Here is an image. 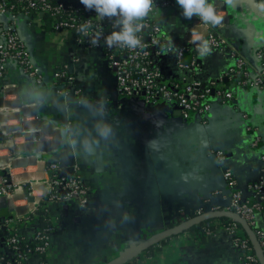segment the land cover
Listing matches in <instances>:
<instances>
[{"label": "crops", "instance_id": "0c3cea01", "mask_svg": "<svg viewBox=\"0 0 264 264\" xmlns=\"http://www.w3.org/2000/svg\"><path fill=\"white\" fill-rule=\"evenodd\" d=\"M210 2L222 16L215 27L195 16L184 18L177 3L154 14L167 45L171 42V49L154 56L164 80L171 83L186 75L211 92L215 88L233 93V98L221 101L215 92L209 98L212 109L203 116L195 112L189 119L174 102L119 93L103 49L79 43L70 30L53 31L36 20L17 19L16 29L44 79L39 83L16 64L8 67L6 79H0V171H9V176L0 174V185L11 188L10 196L0 197V211L10 215L0 223V230L7 225L21 238L33 234L36 219L27 216L53 175L51 162L60 165V174L77 175L87 194L85 203L76 198L49 202L53 228L48 264H106L134 240L199 210L228 209L232 187L225 177L227 170L244 198L256 193L254 185L264 181V134H253L264 132V95L238 84L233 69L236 55L247 61L249 77L261 67L264 0ZM193 29L205 38L214 33L224 43L212 47L206 57L197 54L191 59L185 51L184 60L197 63L192 72L181 69L177 50L196 47L190 42ZM65 65L73 81L61 92L54 73ZM5 82L15 83L20 95L2 99ZM218 151L224 152L223 159L217 157ZM98 155L104 159L103 171L97 170ZM114 199H121L129 211V229H113L110 211H101V205ZM259 225L264 229V216H259ZM0 254L10 257L2 237ZM30 259L31 264L41 263L40 257ZM128 264L245 262L222 224L204 241L185 232Z\"/></svg>", "mask_w": 264, "mask_h": 264}, {"label": "built area", "instance_id": "2783aa9c", "mask_svg": "<svg viewBox=\"0 0 264 264\" xmlns=\"http://www.w3.org/2000/svg\"><path fill=\"white\" fill-rule=\"evenodd\" d=\"M175 4L176 0H155L153 10L141 21L144 25L139 33L142 38V46L133 50L124 47H107L104 37L113 30H118L114 27V20L100 19L94 11L85 10L79 0H0V79H6L8 67L11 64H16L26 75L39 83L43 82L44 77L40 68L35 65L31 52L16 29L17 19L23 16L30 20H36L42 26L53 31L70 30L76 35L79 43L90 48L103 49L116 75L119 93L142 97L151 102L158 99L174 102L185 119L191 118L195 112L203 116L212 109V103L209 99L211 89L207 87L201 91V83L193 80L187 82L188 77L186 75L181 79L184 81L183 86H180L179 80L171 83L166 82L160 67L154 60L156 54L169 48L165 41L162 25L154 19V14L160 7L168 8ZM86 23L93 26L87 36L79 31L80 26ZM96 32H102L98 46L90 43ZM206 38L210 40L212 47H218L224 43V40L214 33H209ZM185 51L186 47L177 50L178 64L184 71H189L197 63L194 59L186 62L184 60ZM261 58L264 61V50L261 53ZM233 71L235 74L240 73L245 77L244 80H238V84H247L249 78L248 64L242 56L236 55V67ZM263 80V76H261L254 83L262 84L264 83ZM72 81L73 77L67 65L56 69L54 83L57 84L61 92ZM1 92L2 99L8 95H20L17 85L12 82H5ZM216 96L221 101H225L233 98V93L230 90L219 89ZM224 156L223 151L217 152L219 159H223ZM49 168L53 171V175L46 179V186L41 198L51 195V201L76 198L85 203L87 189L77 175L62 176L59 172L61 167L57 162L49 163ZM225 177L232 187L228 209L240 214L253 228L257 223V214L260 208L256 203L244 198L241 191L235 189V180L231 171L227 170ZM263 182L254 185V189L257 191L262 188ZM10 194L11 188H7L4 183L0 185V197L10 196ZM41 198L38 200L37 206ZM201 212L199 210L196 214ZM224 227L233 236L235 246L241 250L245 264H262L256 255L252 242L242 233L237 222L230 219V222L225 223ZM51 230L52 227L37 233V238L43 241V244L36 248L38 252L47 251ZM210 232L208 231V233ZM11 234L13 235L9 239L12 243L20 241L18 234ZM255 234L264 250V229H256ZM14 247L18 250V262L29 264V249L20 250L16 245ZM0 264H6L1 256ZM40 264L48 263L41 262Z\"/></svg>", "mask_w": 264, "mask_h": 264}, {"label": "clouds", "instance_id": "9594fccd", "mask_svg": "<svg viewBox=\"0 0 264 264\" xmlns=\"http://www.w3.org/2000/svg\"><path fill=\"white\" fill-rule=\"evenodd\" d=\"M79 2L85 10L94 11L100 19L114 20V27L118 30H113L104 37L107 47L134 50L142 46L139 33L144 25L141 21L153 10L155 0H79ZM176 3L186 19L190 20L195 16L200 22L213 27L218 26L222 21V16L217 13L210 0H176ZM92 28L90 23H86L80 26L79 31L87 36ZM100 35L102 32H96L90 43L98 46ZM190 42L196 45V51L200 56L211 55V42L199 31L195 29L191 31ZM169 48L171 49V42Z\"/></svg>", "mask_w": 264, "mask_h": 264}, {"label": "water", "instance_id": "95a60500", "mask_svg": "<svg viewBox=\"0 0 264 264\" xmlns=\"http://www.w3.org/2000/svg\"><path fill=\"white\" fill-rule=\"evenodd\" d=\"M261 67L254 73L250 74V77L247 82L248 89H254L259 93L264 95V83L257 84L254 83L256 79L263 76L264 79V61L261 58ZM192 81V80H190ZM264 82V80H263ZM216 89L214 88L211 92L212 96H215ZM264 132L262 130H256L253 134V137H263ZM1 138V132H0ZM64 150V147L61 148V151ZM97 170L103 171L104 168V159L101 155L97 157ZM226 170L225 168L223 169ZM0 174L4 176H9L8 169L0 171ZM26 195L29 197L31 201L34 200L33 196L29 195V191L25 189ZM99 203V202H98ZM101 204V203H100ZM101 211H110L111 218L113 219L111 223V227L116 230H124L129 229L130 224L126 220V216L129 214V211L126 209L125 204L121 199H114L110 203H106L105 205H101ZM228 218L234 220L238 224L242 225L244 231L247 233L249 239L251 240L256 255L259 261L264 264V250L255 234V231L250 226L248 221L244 219L240 214L236 213L230 209H217V210H206L202 211L201 213H197L191 217H188L178 223L162 230L153 235L146 237V238H139L134 240L133 244L128 247L125 251L120 253L118 257L108 261L106 264H123L134 257L138 256L140 253L146 251L148 248L153 247L155 245L160 244L162 241L169 237H173L176 235H181L187 232L192 226L208 221L214 218Z\"/></svg>", "mask_w": 264, "mask_h": 264}, {"label": "trees", "instance_id": "16d2710c", "mask_svg": "<svg viewBox=\"0 0 264 264\" xmlns=\"http://www.w3.org/2000/svg\"><path fill=\"white\" fill-rule=\"evenodd\" d=\"M186 53L191 56V59L194 58L195 56H197V54H198L196 51V47H192V46L186 47ZM191 71L193 72L194 69H192ZM234 79L244 80L245 77H244V75L237 73V75L235 74ZM179 81H180V86H183L184 81H182V80H179ZM186 81L189 82L188 78L186 79ZM64 85H65V83H64ZM64 87H66V86H64ZM205 88H207V87H204V89ZM217 90H219V89H217ZM201 91H203V88H201ZM210 95H211V92H210ZM62 176H65V175H62ZM247 199H249L250 202H252V203H256L258 205V207L260 208L258 211V214H257V223L253 227V230L256 231V229L261 228V226L259 225V216H264V184H263L262 188L257 190L255 194L252 193V195L248 196ZM50 201H51V195L44 196L39 201L38 206L35 208V210L27 216L28 219H31V220L36 219V224H37L35 231L33 232V234H31V236L29 238H26V237L21 238L20 237V241H18L17 243H12L9 238L13 235L11 233H15V232L11 231V228L7 227V225L6 226L3 225L2 229L0 230V237H2L4 239V243L7 245L8 249L10 250V255H9L10 257H4L3 255L0 254V256L3 258L4 263H6V264H21L18 262V250L14 247V245L18 246V249H20V250L29 249V253H28V255H29L28 263L29 264H31L30 257H35V256L40 257V262H47L46 252H38V250L36 248H37V246L43 244V241L40 238H37V233L39 231H43V230L50 228V227L53 228V219H52V215L49 211V202ZM2 216H4V217H2ZM9 216L10 215L7 212L3 213L2 211H0V223H4L6 219H9ZM228 222H230V219L224 218V217L223 218L210 219L208 221H205V222H202V223H199V224L192 226L186 233L196 235V236H200L202 241H204L206 239L208 231L212 232L219 225H222V224H225ZM238 226L242 229V231H244L242 225L238 224ZM245 235L248 237L246 232H245ZM176 236H178V235H176ZM176 236H173V237H176ZM170 238H172V237L165 239L164 241L161 242V244L167 242V240H169ZM250 242H251V240H250ZM156 246H159V244L155 245L153 247H150L147 250H151ZM128 262L129 261L124 262L123 264H128Z\"/></svg>", "mask_w": 264, "mask_h": 264}]
</instances>
